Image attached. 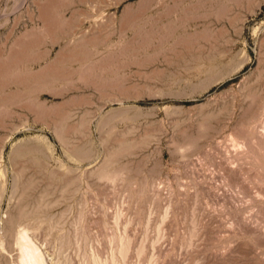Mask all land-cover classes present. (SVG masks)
<instances>
[{
	"label": "rangeland",
	"instance_id": "obj_1",
	"mask_svg": "<svg viewBox=\"0 0 264 264\" xmlns=\"http://www.w3.org/2000/svg\"><path fill=\"white\" fill-rule=\"evenodd\" d=\"M31 252L264 264V0H0V264Z\"/></svg>",
	"mask_w": 264,
	"mask_h": 264
},
{
	"label": "bare ground",
	"instance_id": "obj_2",
	"mask_svg": "<svg viewBox=\"0 0 264 264\" xmlns=\"http://www.w3.org/2000/svg\"><path fill=\"white\" fill-rule=\"evenodd\" d=\"M28 254H29V252H28ZM27 256H29V257L34 261V264H37V263H38L37 260H35L34 254H33L32 252L30 253V255H27ZM27 259H28V258H27ZM36 259H37V258H36ZM26 261H27V260H26ZM29 261H30V260H29ZM33 261H32V262H33ZM32 262H31V263H32ZM28 263H29V262H28ZM31 263H30V264H31ZM26 264H27V262H26ZM38 264H39V263H38Z\"/></svg>",
	"mask_w": 264,
	"mask_h": 264
}]
</instances>
